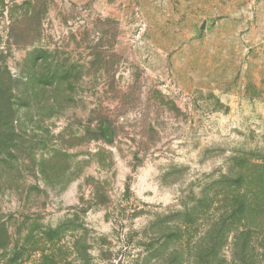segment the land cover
I'll use <instances>...</instances> for the list:
<instances>
[{
    "label": "rangeland",
    "instance_id": "rangeland-1",
    "mask_svg": "<svg viewBox=\"0 0 264 264\" xmlns=\"http://www.w3.org/2000/svg\"><path fill=\"white\" fill-rule=\"evenodd\" d=\"M0 264H264V0H0Z\"/></svg>",
    "mask_w": 264,
    "mask_h": 264
}]
</instances>
